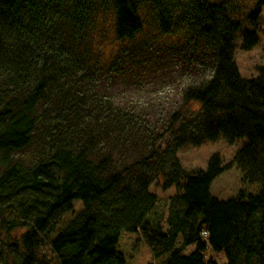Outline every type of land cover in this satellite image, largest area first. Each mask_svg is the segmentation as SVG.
I'll return each mask as SVG.
<instances>
[{
    "label": "trees",
    "instance_id": "16d2710c",
    "mask_svg": "<svg viewBox=\"0 0 264 264\" xmlns=\"http://www.w3.org/2000/svg\"><path fill=\"white\" fill-rule=\"evenodd\" d=\"M256 1L253 25L264 7ZM108 10L118 43L154 25L211 62L207 79L186 90L159 135L113 104L96 107L84 127L72 119L63 81L85 61ZM238 34L243 51L258 45L254 33L240 32L208 0H0V264H124L118 238L138 231L156 258L170 253L164 264H217L207 249L226 264H264V68L257 78L239 75ZM51 120L63 131L46 154L25 164L21 154ZM221 137L229 145L245 142L227 164L213 154L205 170L184 173L180 149ZM233 166L259 192L210 196L212 181ZM158 176L164 190H177L165 232L147 219L158 202L149 188Z\"/></svg>",
    "mask_w": 264,
    "mask_h": 264
},
{
    "label": "rangeland",
    "instance_id": "374dc122",
    "mask_svg": "<svg viewBox=\"0 0 264 264\" xmlns=\"http://www.w3.org/2000/svg\"><path fill=\"white\" fill-rule=\"evenodd\" d=\"M208 1L223 7L230 20L240 25V32L247 31L256 35L258 45L245 52L241 48V36L238 34L233 42V54L239 75L244 79L259 77L258 69L264 68V7L259 21L253 25L249 17L255 11L256 0ZM105 15L97 32L93 34L94 40L89 42L91 45L86 52L85 61L80 67L70 68L69 78L63 81V89L69 88L71 91L70 97L76 111L72 119L84 127V120L90 123L97 114L96 107L105 109L108 104H113L144 118L141 125L144 123L149 132L159 135L170 115L183 104L181 97L186 90L207 79L212 68L211 62L174 40L159 35L154 25H145L135 39L118 43L114 37L110 10ZM50 113L56 118L53 120L59 119L58 114ZM80 118L83 119L81 123ZM73 123L75 125H70L75 129L76 123ZM51 124L52 120L46 127L39 125L36 129L32 144L21 154L25 164H32L46 154L54 139L63 131V126L56 128ZM244 142L245 140H238L229 145L221 137L199 148L189 146L180 149L177 153L178 160L184 173L190 175L205 170L207 161L213 154H218L221 162L227 164ZM133 158L129 157L130 160ZM163 181V177L158 176V180L149 187L158 202L148 213L147 219L152 220L153 226H161L165 232L169 197L175 195L177 190L175 187L164 190ZM259 190V184L244 182L240 170L233 166L212 181L209 195L224 201L234 199L239 191L256 195ZM74 204L80 207V202L75 201ZM182 240L181 235H178L175 248L182 247ZM117 243L116 250L123 255L124 264H164L170 255L167 252L156 258L139 231L122 232ZM194 249V245L187 246L182 252L189 255L194 253ZM41 251L48 255L47 247L43 246ZM205 256L217 264H226L223 254L215 255L207 249Z\"/></svg>",
    "mask_w": 264,
    "mask_h": 264
}]
</instances>
